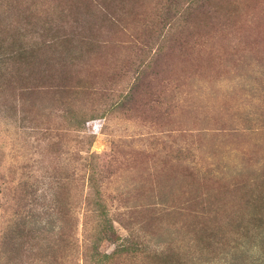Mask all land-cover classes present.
I'll return each instance as SVG.
<instances>
[{"label":"rangeland","instance_id":"374dc122","mask_svg":"<svg viewBox=\"0 0 264 264\" xmlns=\"http://www.w3.org/2000/svg\"><path fill=\"white\" fill-rule=\"evenodd\" d=\"M0 264H264V0H0Z\"/></svg>","mask_w":264,"mask_h":264}]
</instances>
